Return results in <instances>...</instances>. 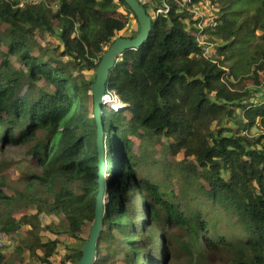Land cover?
I'll return each instance as SVG.
<instances>
[{
  "label": "trees",
  "instance_id": "trees-1",
  "mask_svg": "<svg viewBox=\"0 0 264 264\" xmlns=\"http://www.w3.org/2000/svg\"><path fill=\"white\" fill-rule=\"evenodd\" d=\"M116 1L0 0V151L26 146L38 169L19 189L0 169V232L15 241L0 264L81 259L99 192L91 86L114 40L138 34ZM140 3L149 39L110 71L102 110L93 264H264V0H192L201 18Z\"/></svg>",
  "mask_w": 264,
  "mask_h": 264
},
{
  "label": "water",
  "instance_id": "water-1",
  "mask_svg": "<svg viewBox=\"0 0 264 264\" xmlns=\"http://www.w3.org/2000/svg\"><path fill=\"white\" fill-rule=\"evenodd\" d=\"M134 13L138 23V34L134 39L119 37L111 44L103 54L96 68L95 78L91 86L93 96V116L96 122V147L98 153V184L99 192L96 197L94 221L89 230L88 238L83 246L81 259L77 264H93L97 256V244L102 232L105 213L106 192V162L104 146V125L102 110L104 106L113 100L107 90L110 71L115 67L121 56L129 50H139L149 39L153 19L139 0H124ZM119 106V105H118Z\"/></svg>",
  "mask_w": 264,
  "mask_h": 264
},
{
  "label": "rangeland",
  "instance_id": "rangeland-1",
  "mask_svg": "<svg viewBox=\"0 0 264 264\" xmlns=\"http://www.w3.org/2000/svg\"><path fill=\"white\" fill-rule=\"evenodd\" d=\"M142 2H148L149 0H140ZM115 2L118 3V1L115 0ZM197 8L203 9L200 5L197 6ZM123 7L122 9L119 10L120 12H123ZM152 11V10H151ZM199 14V12H197ZM200 15V14H199ZM116 17H119L118 14H115ZM130 23L129 26H131L133 23L135 24V20L132 16H130ZM205 23L204 21H201V23L198 25V27H201ZM123 33V32H122ZM257 35L260 36L261 32H257ZM197 40H199L201 43L203 42L204 38L202 36H198ZM12 60H15L12 58ZM115 101L117 99H114ZM118 103V101H117ZM115 103L114 107H118L116 105H119ZM122 106V105H121ZM119 105V107H121ZM118 107V108H119ZM213 128V126H212ZM257 133L256 129L252 130V134L255 135ZM0 169H1V174L4 176V179L6 180L7 184H9L13 189H19L21 187V181L24 178V175L26 174L25 172L28 171L30 173H36L38 172V169L34 168L31 166V156L28 153L27 147H6L3 148L0 151ZM145 175L147 178L151 177L156 181L163 180L164 183L161 185L162 190H166L167 188L165 187L164 184H168L172 186V191H174L173 183L169 177L164 175L161 170H159L154 163H149L148 166H146L143 169ZM149 176V177H148ZM45 221H48V219H45ZM224 234L231 238L233 241L239 240V235L235 230H229L225 229ZM20 238V236H19ZM0 244H3V247L0 246V253H6L10 249L14 247L15 241L8 236H6L4 233L0 232ZM161 255V254H159ZM158 255V256H159ZM174 258L173 254H170L168 258V263H170ZM52 259V258H51Z\"/></svg>",
  "mask_w": 264,
  "mask_h": 264
},
{
  "label": "built area",
  "instance_id": "built-area-1",
  "mask_svg": "<svg viewBox=\"0 0 264 264\" xmlns=\"http://www.w3.org/2000/svg\"><path fill=\"white\" fill-rule=\"evenodd\" d=\"M172 3H174V6H176L179 9V12L184 13L185 11H188L189 13H192L198 17H202V10L201 8H197L196 5L192 4V0H172ZM201 4H204L206 7L209 6L208 3L202 1ZM200 4V5H201ZM22 6V5H21ZM170 11V6L167 2L164 3V9H158L157 15H167V13ZM199 12V14H197ZM118 106V105H116ZM1 247H3V244H0Z\"/></svg>",
  "mask_w": 264,
  "mask_h": 264
},
{
  "label": "bare ground",
  "instance_id": "bare-ground-1",
  "mask_svg": "<svg viewBox=\"0 0 264 264\" xmlns=\"http://www.w3.org/2000/svg\"><path fill=\"white\" fill-rule=\"evenodd\" d=\"M115 103H117V101H116ZM117 104H118V103H117Z\"/></svg>",
  "mask_w": 264,
  "mask_h": 264
}]
</instances>
